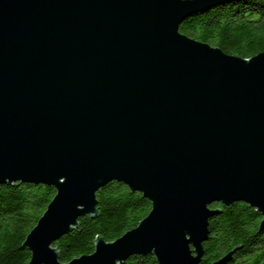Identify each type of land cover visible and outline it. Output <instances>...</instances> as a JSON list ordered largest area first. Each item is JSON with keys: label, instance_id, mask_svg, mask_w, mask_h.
Returning <instances> with one entry per match:
<instances>
[{"label": "water", "instance_id": "95a60500", "mask_svg": "<svg viewBox=\"0 0 264 264\" xmlns=\"http://www.w3.org/2000/svg\"><path fill=\"white\" fill-rule=\"evenodd\" d=\"M229 1L0 0V185L55 188L26 264H199L215 202L247 203L264 228V49L243 58L179 30ZM111 181L150 210L60 261L54 242L98 215Z\"/></svg>", "mask_w": 264, "mask_h": 264}, {"label": "trees", "instance_id": "16d2710c", "mask_svg": "<svg viewBox=\"0 0 264 264\" xmlns=\"http://www.w3.org/2000/svg\"><path fill=\"white\" fill-rule=\"evenodd\" d=\"M180 32L219 47L228 54L251 57L264 49V0H232L196 12L179 26ZM0 185V264H26L30 250L20 246L55 194L53 186L34 183ZM98 215L81 216L78 227L54 242L59 260L94 251L96 235L113 241L146 216L151 203L122 182L111 181L96 192ZM220 209L208 221L199 264H211L237 245L227 264H264V228L255 234L261 214L247 203L215 202ZM126 264H158L151 254H133Z\"/></svg>", "mask_w": 264, "mask_h": 264}]
</instances>
